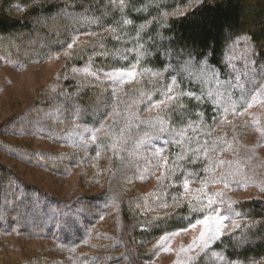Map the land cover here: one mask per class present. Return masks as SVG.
I'll return each instance as SVG.
<instances>
[{
  "label": "trees",
  "instance_id": "trees-1",
  "mask_svg": "<svg viewBox=\"0 0 264 264\" xmlns=\"http://www.w3.org/2000/svg\"><path fill=\"white\" fill-rule=\"evenodd\" d=\"M242 36L250 39L256 75L260 73L258 83L262 85L264 0H0V56L11 65L42 64L70 49L63 72L88 62L96 71L136 66L164 73V79L155 86L146 79L140 83L146 91L155 93L153 99H161L170 85L179 92L161 114L167 122L165 136L159 133L154 140L158 145L151 144L166 162L159 180L148 192L135 191L138 163L130 171L119 158L113 159L112 168L120 173L114 174L101 192L66 200L49 196L16 176L9 178L8 168L0 163V242L10 238L44 239L59 243L62 251L82 250L84 241L90 239L95 243L94 248H87L90 253L78 249L69 261L63 259V254L53 257L46 249L21 252L22 258L7 264H137L153 257L155 249H147L148 244L209 215L212 207L188 199L185 185L202 176L208 164V157L199 149L202 138L196 137L191 128L194 125L212 130L210 124L218 115L214 103L203 97L206 93L202 82L186 76L184 67L191 63L199 68L206 61L226 73L227 46ZM9 39L12 41L6 44ZM44 91L38 94L33 110L19 122L24 132L41 140L49 139L50 134L53 141L58 140V131L65 133L75 124L99 128L122 109L111 81L72 71ZM44 93L50 96V102L39 101ZM60 107L68 111L62 113ZM52 114L51 120L43 117ZM116 125L111 126L114 133ZM193 131L195 137H190ZM9 134L5 138L19 136L17 130ZM107 140L108 136L101 137L91 146L67 142L61 152L44 154L41 164L55 175L76 165L89 169L93 160L84 155L93 154ZM8 150L24 162L38 164L36 149L0 142V151ZM87 175L86 170V182ZM40 200H44L42 207ZM115 201L122 226L115 248H107L104 243L112 238L104 227H100V233L96 228ZM48 208L52 209L51 227L36 216L49 212ZM233 210L239 213L241 226L191 264H264V200L240 201ZM124 244L129 250L136 245L134 260L128 257ZM145 252L150 254L146 256Z\"/></svg>",
  "mask_w": 264,
  "mask_h": 264
},
{
  "label": "rangeland",
  "instance_id": "rangeland-1",
  "mask_svg": "<svg viewBox=\"0 0 264 264\" xmlns=\"http://www.w3.org/2000/svg\"><path fill=\"white\" fill-rule=\"evenodd\" d=\"M10 41L12 40H6L5 43L9 44ZM69 56L70 49L54 55L42 64L25 67L13 66L0 56V142L5 141L17 148L36 149L38 154L34 157L38 164H29L10 150L7 153L0 151V163L8 168L7 175L9 178L16 176L49 196L66 200L75 198L78 194L101 192L108 180L114 174L120 173V170L112 168L113 159L119 158L125 161L123 167L130 171L135 169L138 163L135 191H150L159 180L166 162L165 156L151 144L158 143L154 141L156 135L161 132L164 136L166 134L167 122L161 114L177 97V87L170 85L163 97L155 100V93H149L140 83L146 79L155 86L158 81L164 79V73H151L136 66L129 69L96 71L90 62L63 72ZM225 65L227 67L224 74L208 65L206 61L202 62L199 68L191 63H186L184 67L186 76L198 78L202 82L201 88L206 93L203 97L207 96L214 103L215 113L218 115L210 124L212 130L194 125L191 128L195 130L196 137L202 138L199 149L208 157V164L202 176L185 185L188 199L197 200L205 208L209 207V201L213 202L211 211L206 216L208 224L203 223L206 218L204 217L187 229L162 235L147 245V249H155L153 257L137 264H191L219 239L241 226L240 215L233 210L234 204L246 200H264V83H258L257 77L260 73L257 72L256 75L254 51L249 38L242 36L229 43ZM71 71L78 75L111 81L120 100L121 111L114 112L99 128L77 124L73 125V128L68 126L67 132L58 131L55 134L58 140L54 141L52 134L51 139L41 140L24 132L19 122L23 115L33 110L38 94H42L44 89H52L66 72ZM117 73L121 75L117 76ZM39 101L50 102V96L44 93ZM58 110L65 113L67 109L60 107ZM51 112L56 113L55 110ZM43 117L51 120L53 114L51 117ZM115 122L117 133L111 131ZM13 130L18 131V138H5ZM106 136L108 140L103 146H98L93 154L87 152L84 155V158L93 160L89 169L76 165L55 175L41 164L44 154L51 156L52 152H61L67 142L91 146L97 139ZM191 136L195 137L194 131L190 133ZM110 168L113 172H110ZM86 170L87 182L83 178ZM40 202L42 207L44 200ZM36 216L44 225L46 223L48 227L52 226V209L42 213V216L40 213ZM120 218V207L115 201L101 217V225L96 228L100 233V227H104L112 238L104 243L107 248H115L122 226ZM127 246L128 244L123 245L125 249ZM90 247H95L92 239L84 241L80 247L82 250L78 249L90 253L87 249ZM135 248L136 245L134 250L127 249L131 260L135 256ZM46 249L53 257L63 254L66 261L72 260L79 251L71 248L62 251L59 243L44 239L13 241L10 238L7 242H0V264L19 260L23 257L21 252H47ZM147 254L150 253L145 252L144 255Z\"/></svg>",
  "mask_w": 264,
  "mask_h": 264
},
{
  "label": "snow or ice",
  "instance_id": "snow-or-ice-1",
  "mask_svg": "<svg viewBox=\"0 0 264 264\" xmlns=\"http://www.w3.org/2000/svg\"><path fill=\"white\" fill-rule=\"evenodd\" d=\"M116 75L119 76V75H121V73H117ZM128 75H134V73H128ZM212 203H213L212 201H209V207H210V208H211ZM212 211H215V209H212ZM203 223H204L205 225L208 224V218H207V217L204 219ZM202 235H203V234H202Z\"/></svg>",
  "mask_w": 264,
  "mask_h": 264
}]
</instances>
